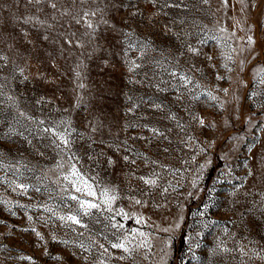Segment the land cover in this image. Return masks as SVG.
Returning <instances> with one entry per match:
<instances>
[{
    "label": "rangeland",
    "instance_id": "1",
    "mask_svg": "<svg viewBox=\"0 0 264 264\" xmlns=\"http://www.w3.org/2000/svg\"><path fill=\"white\" fill-rule=\"evenodd\" d=\"M129 3L140 9L137 15H130L136 7L122 6L111 12L109 19L116 30L100 24L96 38L84 37L80 41L83 47H79L75 39L71 44L65 42L62 33L73 30L67 22L63 27L55 24V30L38 20L24 24L21 14L34 13L40 20L45 17L24 3L0 0V19L5 21L0 25V50L9 57L7 66L0 61V83L16 101H4L0 153H4L5 165L23 173L17 182L33 186L21 193L9 184L16 176L0 170V178H4L0 182V264H98L101 257L95 246L85 252L75 245L80 240L87 244L91 237L108 246L102 234L110 231L105 228L109 213H98L99 222L96 217H83L88 228L66 227L59 220V215L68 212L56 208L67 182L56 165L63 162L68 166V152L37 136V125L31 121H22L33 130L31 136L24 133L27 140L4 136L9 124L22 130L11 121L10 113L17 108L37 121H71V151L76 156L72 162L84 170L86 178L117 189L113 208H122L131 218L117 216L116 220L128 230L143 232L153 245L147 250L148 259L143 258L142 250L132 259L121 260L125 254L110 248L106 264H264V85L258 83L257 75L264 68V52L256 58L240 53L242 42L231 33L243 35L233 25L237 17L243 20L244 16L235 0L226 9L220 8V0H211L210 9L205 6L204 11L163 10L168 16L145 0L138 5L137 0H125ZM252 17L264 29V6L253 8ZM221 27L224 32L219 31ZM121 31H133L152 47L143 58L135 49L126 58ZM42 35L50 39L44 41ZM205 35L215 38L201 45ZM257 37L264 47V37L259 33ZM189 44L199 54L188 52ZM133 59L142 63L136 73L129 71ZM19 68L25 69L27 80ZM165 69L187 73L202 87H179L178 79ZM161 80L169 83L161 84ZM157 84L165 90L159 91ZM219 89H228V94ZM208 93L217 99L211 100ZM140 98L164 107L155 109L140 103ZM133 104L138 106L130 112ZM193 114L202 117L205 125L192 119ZM172 115L176 118H169ZM136 124L141 127L132 126ZM145 124L158 128L164 136H153L142 127ZM125 155L129 161L124 160ZM109 159L115 163H108ZM141 176L155 179L156 184H145ZM45 207L53 208L57 215ZM137 219L141 222L136 223ZM31 227L41 233L42 240L24 231ZM140 239L137 234L136 241ZM64 240L69 243H62ZM23 256L33 259H21Z\"/></svg>",
    "mask_w": 264,
    "mask_h": 264
},
{
    "label": "snow or ice",
    "instance_id": "2",
    "mask_svg": "<svg viewBox=\"0 0 264 264\" xmlns=\"http://www.w3.org/2000/svg\"><path fill=\"white\" fill-rule=\"evenodd\" d=\"M17 4L24 3L25 7L28 8L30 6V10L34 9L35 12L40 13L45 17L44 20H40L38 16L34 13L31 15L24 16L21 14L22 22L24 24H28L33 20H38L42 26H46L48 29L55 30V24H60L63 27L64 22H67L69 27L73 30L69 31L65 29L62 35L65 38V42L71 44L75 39L77 40V46L83 47V44L80 43L84 37H91L92 39L96 38V34L100 24L108 25L113 31L116 30V26L111 23L109 19V14L113 11H119L121 7H136L135 5L125 4V0H16ZM145 2L156 9L158 11H163L165 9L176 10L177 13H188L193 10L196 11H204L205 6L210 9L211 0H145ZM231 0H220V8L226 9L229 7ZM139 4V0H137V5ZM235 4H238L239 12L244 16V19L241 20L239 17L236 18V22L233 25V28L243 32L242 36H237L236 31L231 33V36L235 38L238 42H242L239 44V51L241 54L248 53L252 54L253 58H256L257 55H260L261 52H264V47H260L261 41L258 40L257 33H259L260 37H264V29H262L260 21L258 18L252 17V9L264 6V0H235ZM233 7L235 5H232ZM220 10V9H218ZM140 12V9L136 7V11L130 13L131 16H135ZM165 16L169 15V12L163 11ZM51 20L53 23H48ZM176 21L173 20V23ZM186 21H181L184 23ZM5 23L4 20L0 19V25ZM83 27L84 32H80L79 28ZM170 30V29H169ZM220 32H224V28L219 29ZM2 34V33H0ZM122 46L124 47V56L127 58L128 52L135 49L137 52L141 53V58H143L151 48V44L146 40L135 36L133 31H121ZM190 34V33H189ZM24 35L27 36L28 32L24 31ZM41 37H38V39ZM215 37L205 35L204 39H201L199 43L203 45L207 42L208 39H213ZM42 39L44 41H48L50 37L48 35H42ZM259 49V50H258ZM187 51L193 53L194 55L199 54V49L193 47L192 45L187 46ZM20 53H18L19 55ZM211 59V57H209ZM228 60H232L231 56L227 57ZM0 61L5 62V66H7V62L9 61V57L5 54H2V50H0ZM127 62V61H126ZM244 60L240 61V65L242 67ZM142 67V63L137 62V60L133 59L129 64V71L131 73H136L137 69ZM226 70L231 71L227 65H224ZM25 69L19 68V73L24 77L25 80L28 79L27 76L24 75ZM165 72L169 76L174 79H178L179 87L184 89H188L189 85H193L195 88H200L198 82L194 80V78L187 73L179 74L175 70L168 71L165 69ZM79 75V73H77ZM257 75L259 76L258 83L264 85V68H260L257 70ZM147 78V77H146ZM2 79H7L2 78ZM217 79H223V77L217 76ZM134 82V81H132ZM161 84H167L168 81L161 80ZM79 87L83 88L84 85L81 83ZM155 87L159 91H164L165 89L160 88V84L155 85ZM174 89H177V85H172ZM5 84L0 83V114H3L4 108L6 105L4 104L5 100L11 101L13 104L16 103L15 97L12 95H7L4 92ZM219 91H223L225 95L228 94V89H219ZM194 98L198 99V96ZM255 95V93H253ZM208 96L211 100H216V96H212L208 93ZM129 99H132L129 97ZM179 99V97H178ZM149 103L151 107L155 109H162L164 105L160 103H156L155 101L148 100L145 101L144 98H140V103ZM39 103V101H38ZM137 104H133L129 107V111H133ZM11 121L19 125V128L22 130H18L16 127H13L9 124V131L3 133L4 136L11 138L13 136L23 137L25 140L28 139L27 136L24 135L25 132H28V135H33V130L27 128L22 121L27 120L36 124L37 127L35 129V134L37 136H42L44 138L50 139L52 145L58 149L59 151H64L65 149L68 152L67 160L69 164L65 167V163L58 162L56 167L64 172L62 176V180L67 182L66 186L62 188L63 195L60 196L61 203L56 205L57 209L67 208L68 212L65 215H59V220L64 222V226L76 225L82 228H88L89 226L83 223V217H96L97 222H99V214L109 213L110 215L105 216V220L108 222L105 224L106 229H110L103 233V239L108 241V246L104 243H99L97 240L91 239L89 237V242L86 244L83 240H80L78 245L83 251L88 252L95 246L99 250V256L101 258L98 259V264H106V260L111 258V253L109 249H116L122 251L125 255L119 257L121 260L129 258H134L136 253L141 252L142 250L145 252L144 259H148L147 250L151 249L153 245L144 238L145 234L140 232L138 229L128 230L125 228L123 223H120L116 220L117 216H120L121 219L127 220L130 219V214L125 212L122 208L114 209L113 205L115 201L118 199L117 189L114 187L104 186L99 184L94 178H86L84 170L79 169L76 166L75 161L76 156L75 153L71 151L72 140L70 139L72 131L74 129H70L71 121H60V122H46L45 120H36L33 116L24 112L23 110H19L15 113H10ZM169 118L175 119L174 115ZM192 119L198 120L201 126L205 125V121L202 117H198L195 114L192 115ZM133 127H141V125L136 124L132 125ZM182 126V125H181ZM142 127L148 128V130L153 134V136H164V133L160 131L158 128L151 127L147 124ZM97 129L94 127L93 131ZM144 139V137H141ZM29 143L31 141H28ZM127 142L125 141V144ZM129 150V149H126ZM59 154V152H58ZM125 161H129V156H124ZM108 163L114 164L115 161L109 159ZM131 163H135V160L131 161ZM152 163H155L153 161ZM0 170H9L12 172L14 176H16V180L9 181L10 185H13L15 189H19L21 193H27L32 185L24 182H17L19 178L23 175L19 171L18 168H13L11 164L5 165L4 163V153H0ZM92 180L90 183L89 180ZM147 185H155L156 180L146 177H139ZM4 178H0V182H3ZM59 184V179L57 180ZM35 191L39 192L40 188L35 187ZM66 201L73 202L72 204H67ZM136 204H141L140 200H135ZM17 207L25 208L28 206L25 205H17ZM45 211L52 213L53 215H57V212L51 207H45ZM14 214V213H13ZM29 220L32 219L31 216L28 217ZM142 219V218H141ZM141 219H137L136 223H140ZM47 223V221H45ZM24 231H31L35 233L36 237L40 240L43 239L41 233H39L35 227H31L30 229H24ZM75 231V229H73ZM167 231V229H165ZM139 235L142 239L138 242L136 241V235ZM83 236V233L79 234ZM55 240L56 238L53 237ZM62 243L68 244L67 240L61 241ZM21 259L31 261L33 258L31 256H23ZM57 260L61 259V257H56Z\"/></svg>",
    "mask_w": 264,
    "mask_h": 264
},
{
    "label": "trees",
    "instance_id": "3",
    "mask_svg": "<svg viewBox=\"0 0 264 264\" xmlns=\"http://www.w3.org/2000/svg\"><path fill=\"white\" fill-rule=\"evenodd\" d=\"M178 246H177V244H176V246H175V253L177 254V252H178Z\"/></svg>",
    "mask_w": 264,
    "mask_h": 264
}]
</instances>
